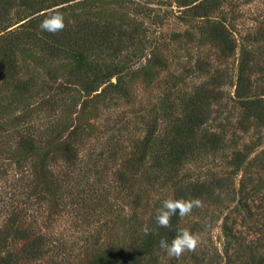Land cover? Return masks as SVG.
<instances>
[{"label":"rangeland","instance_id":"rangeland-1","mask_svg":"<svg viewBox=\"0 0 264 264\" xmlns=\"http://www.w3.org/2000/svg\"><path fill=\"white\" fill-rule=\"evenodd\" d=\"M195 1L53 4L68 3L65 23L89 16L113 29L116 52L104 60L113 74L86 91L66 82L72 58L43 62L35 45L0 79V256L11 264H86L119 248L139 255L138 264H264V119L234 96L250 48L242 74L264 112V0H213L208 18L186 14ZM30 12L20 0H0V28ZM212 19L226 27L230 48L211 31ZM212 75L223 97L201 132L221 133L219 146L202 144L197 130L190 150L167 159L172 123ZM213 177L220 182L213 193L190 194L191 182ZM180 189L202 207L173 226L197 235L199 247L179 260L156 242L141 254L143 229Z\"/></svg>","mask_w":264,"mask_h":264},{"label":"trees","instance_id":"trees-1","mask_svg":"<svg viewBox=\"0 0 264 264\" xmlns=\"http://www.w3.org/2000/svg\"><path fill=\"white\" fill-rule=\"evenodd\" d=\"M22 5L30 9V16L19 22L13 28L5 29V26L0 28V79L5 80L6 76H12L17 72L15 68V60L17 53L30 52L32 47L38 45L40 53L38 57L43 62L51 63L53 58L58 54L72 58L69 68L64 70L66 74V82L75 83L81 86L86 91L96 88L99 84L109 81L113 74L114 65H108L105 62V56L114 55L116 46L113 45V29H110L105 24L100 23L96 19L89 16L81 18L80 15L75 17L74 23L66 22V27L63 31L56 34H51L46 31H41L38 27L40 22L46 18V14L50 11L59 9L62 13L68 7V3L59 4L54 7L53 4L67 0H20ZM213 0H196L187 6L186 14L196 15L197 13L210 17L209 11L214 6ZM36 12V13H35ZM210 29L216 33L224 48L231 47V39L227 33L224 24L219 20L212 19L209 23ZM4 29V30H3ZM97 47L98 50H95ZM99 51L102 56L96 53ZM87 55H94L97 59L86 58ZM251 49H247L245 56L239 62V73L237 74V82L234 87V96L240 100L241 105L246 110H249L253 116L264 119V112H258L256 97H253L250 92L252 87L248 80V76L242 74V71L248 67V62L253 59ZM101 63V65H100ZM103 64V65H102ZM54 72L55 67L51 66ZM48 69V67H47ZM118 80V76L116 77ZM25 82V81H24ZM23 81L16 82L17 90L22 85H26ZM21 84V85H20ZM221 80L218 75L210 76V80L201 82L196 86V89L186 98L185 108L182 117L177 118L173 123L172 137H166V158L176 161L186 151L191 149V145L196 138V131L203 129L202 125L208 119L211 110L212 102L218 104L223 93L219 88ZM249 92V93H248ZM251 109V110H250ZM223 135L215 130L201 132L199 139L202 144L210 145L212 148L219 146ZM24 142H28V138H24ZM217 177L210 180H196L190 183L189 191L192 195L202 193H213L214 188L220 184ZM188 199L187 193L184 190H179L174 199ZM178 214L171 219V228H159L157 234L145 235L139 246L141 254L151 250L153 243H158L161 237H166L169 242L175 237L176 231L174 224ZM155 220L151 228H155ZM138 256L131 257L126 255L122 249L115 248L108 254L101 253L96 258L86 264H138ZM0 264H11L5 256H0Z\"/></svg>","mask_w":264,"mask_h":264},{"label":"clouds","instance_id":"clouds-1","mask_svg":"<svg viewBox=\"0 0 264 264\" xmlns=\"http://www.w3.org/2000/svg\"><path fill=\"white\" fill-rule=\"evenodd\" d=\"M64 14L59 10H53L46 14V18L38 25L41 31L56 34L63 31L66 27L64 22ZM202 207V201L198 198H168L162 201L161 206L155 211L156 227L149 229L145 227L143 232L145 235L157 234L159 228H171V219L177 214L179 217H187L193 213L194 209ZM200 245L197 235L189 230L179 231L175 237L169 242L166 237H161L158 246L167 256L179 260L185 253L195 252Z\"/></svg>","mask_w":264,"mask_h":264}]
</instances>
